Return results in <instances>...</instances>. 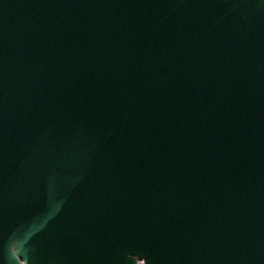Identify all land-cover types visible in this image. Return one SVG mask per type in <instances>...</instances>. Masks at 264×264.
Returning a JSON list of instances; mask_svg holds the SVG:
<instances>
[{
    "label": "water",
    "instance_id": "95a60500",
    "mask_svg": "<svg viewBox=\"0 0 264 264\" xmlns=\"http://www.w3.org/2000/svg\"><path fill=\"white\" fill-rule=\"evenodd\" d=\"M264 264V0H0V264Z\"/></svg>",
    "mask_w": 264,
    "mask_h": 264
},
{
    "label": "trees",
    "instance_id": "16d2710c",
    "mask_svg": "<svg viewBox=\"0 0 264 264\" xmlns=\"http://www.w3.org/2000/svg\"><path fill=\"white\" fill-rule=\"evenodd\" d=\"M138 264H142V263L140 262V263H138Z\"/></svg>",
    "mask_w": 264,
    "mask_h": 264
}]
</instances>
